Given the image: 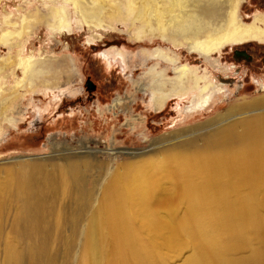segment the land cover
<instances>
[{
    "label": "bare ground",
    "instance_id": "6f19581e",
    "mask_svg": "<svg viewBox=\"0 0 264 264\" xmlns=\"http://www.w3.org/2000/svg\"><path fill=\"white\" fill-rule=\"evenodd\" d=\"M121 2L93 0L80 4V9L89 15L105 14L104 21L123 19L124 6L128 15L135 9L136 19L143 23L138 38L158 36L173 45L150 51L155 62L150 71V103L157 112L171 100L194 95L186 115L203 114L224 92L225 81L219 84L188 65L175 69L176 76L158 71L162 64L166 69L177 64L172 53L178 46L195 45L200 54L210 57L229 43L264 37V26L241 24L242 0ZM16 62L22 76H16L13 92L0 104V116L13 123L8 115L14 103L9 102L23 97L25 88L53 89L63 73L49 69L44 57ZM1 93L5 91L0 86ZM256 108L264 112V97L178 131L153 147L157 153L152 156L107 168L108 179L97 197L93 195L95 200L80 189L82 168L89 167L82 162L87 154L63 155L50 170L39 162L23 164L26 169L19 185L11 187L12 192L17 187L14 197L19 199L14 230L23 242L9 236L0 264H55L50 248L59 233L69 229L72 235L85 233L78 264H171L172 256L184 251L189 255L181 264H264V113L255 112ZM237 111L244 114L236 116ZM9 184L0 186V193ZM58 213L55 224L44 219ZM58 238L67 239L69 245L73 242L71 237ZM15 246L24 249L18 252Z\"/></svg>",
    "mask_w": 264,
    "mask_h": 264
},
{
    "label": "rangeland",
    "instance_id": "374dc122",
    "mask_svg": "<svg viewBox=\"0 0 264 264\" xmlns=\"http://www.w3.org/2000/svg\"><path fill=\"white\" fill-rule=\"evenodd\" d=\"M121 1V5L129 2ZM89 3L93 4V0H0V86L5 91L0 94V104L13 92L16 76H22L18 59L44 57L49 69L63 72L53 89L39 87L32 92L25 88L23 97L9 102L14 106L8 116L15 123L0 116V186L12 183L6 193L1 192L0 262L6 255L8 237L19 239L14 230L19 199L15 198L17 187L13 192L11 187L19 185L23 164L39 162L50 170L62 161L63 155L87 154L82 162L89 167L82 168L86 179L83 177L80 189L95 200L93 195L97 197L108 179L107 168L152 156V152L157 153L151 150L153 147L163 145L178 131L264 97V37L229 43L210 57L200 54L195 45L186 44L172 53L178 61L175 66L166 69L162 64L158 71L166 70L169 76H176L175 69L188 65L193 71L209 74L219 84L225 81L224 92L203 114L186 115L194 95L171 100L157 112L150 103V71L155 63L150 51L173 45L158 36L151 37L153 40L148 36L138 38V26L143 23L136 19L135 9L131 16L124 6L125 20L104 21L105 14L96 16L81 11L80 4ZM106 7L107 11L111 8ZM263 18L264 0H242L239 20L243 26H264ZM88 81L93 84L91 90ZM260 108L255 112L264 113ZM238 112L241 111L236 116ZM60 206L61 203L55 208ZM44 219L51 220L52 225L60 216L46 215ZM61 235L71 237L73 242L69 245L67 239L58 240ZM84 238L83 230L74 235L70 229L60 232L50 248L55 264H78ZM23 249L17 247L18 252ZM187 255L189 251L172 256L171 264H181Z\"/></svg>",
    "mask_w": 264,
    "mask_h": 264
},
{
    "label": "water",
    "instance_id": "95a60500",
    "mask_svg": "<svg viewBox=\"0 0 264 264\" xmlns=\"http://www.w3.org/2000/svg\"><path fill=\"white\" fill-rule=\"evenodd\" d=\"M87 86H89L90 90L93 88V84L90 81L87 82Z\"/></svg>",
    "mask_w": 264,
    "mask_h": 264
},
{
    "label": "flooded vegetation",
    "instance_id": "af4514ba",
    "mask_svg": "<svg viewBox=\"0 0 264 264\" xmlns=\"http://www.w3.org/2000/svg\"><path fill=\"white\" fill-rule=\"evenodd\" d=\"M239 51V50H238ZM236 52H237V50H236ZM239 53V52H238Z\"/></svg>",
    "mask_w": 264,
    "mask_h": 264
}]
</instances>
